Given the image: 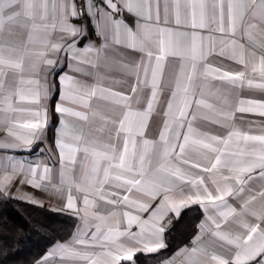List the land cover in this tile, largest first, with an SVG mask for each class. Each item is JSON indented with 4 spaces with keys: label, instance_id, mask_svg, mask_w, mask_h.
<instances>
[{
    "label": "snow or ice",
    "instance_id": "snow-or-ice-1",
    "mask_svg": "<svg viewBox=\"0 0 264 264\" xmlns=\"http://www.w3.org/2000/svg\"><path fill=\"white\" fill-rule=\"evenodd\" d=\"M52 2L54 13L58 5V24L49 23V0H0V130L14 138L0 140V149L31 152L34 143L42 142L46 108L33 113L35 122L22 125L29 129L24 136L16 134L17 125L10 119L6 123L3 114L19 110L14 99L39 105L53 86L48 74L59 76L63 91L55 112L62 119L54 143L59 150L60 184L52 185L51 192L63 194L67 183L62 210L81 221L70 241L57 242L34 264L50 260L54 264H135L136 253L166 248L165 233L191 205H199L205 219L197 226L191 247L178 249L163 264H264V128L260 134H250L231 123L236 111L264 117V100H241L234 111L226 107V93L233 89L255 88L264 93V0H226L227 28L225 0H184L183 22L181 0H171L177 29L190 27L191 33L153 27L169 23V0H82L79 7L77 0ZM125 14L134 18L131 25L125 22ZM241 23L243 36L254 42L253 48L245 49L231 39ZM6 26L9 36L13 27L27 30L24 50L5 46ZM196 29L222 36L204 37ZM37 35L43 37V50L31 52L28 45ZM81 42L84 46L77 47ZM60 52L65 53L72 74L61 75L63 68L56 71ZM131 53L140 55L133 58ZM210 56L223 59L214 61ZM224 60L240 67H224ZM41 65L43 83L29 80L38 87L25 95L19 87L25 83L22 73L41 71ZM114 72L124 79L113 82L126 88L105 85ZM257 75L259 82H255ZM206 95L222 103L209 102ZM66 101L79 110L66 107ZM201 108L214 115L200 116ZM153 114L161 117L159 133L158 138L148 139L146 129ZM65 116L77 118L81 131L70 132ZM209 125L223 131L205 130ZM85 127L87 132L82 130ZM234 141L236 148L230 150ZM5 159L7 164L0 165V196L39 204L20 186L49 191L51 169L44 161ZM191 169L208 175L193 174ZM72 171L79 172L78 181L70 176L66 180V173ZM16 181L19 195L14 196ZM72 186L83 193V207L77 206ZM100 202L113 210L107 215L97 211ZM118 206L132 211L117 212ZM120 216L127 221L124 231L112 226L120 223ZM133 225L138 232L130 231ZM120 237L132 243L121 242ZM96 247L106 250H90Z\"/></svg>",
    "mask_w": 264,
    "mask_h": 264
},
{
    "label": "crops",
    "instance_id": "crops-1",
    "mask_svg": "<svg viewBox=\"0 0 264 264\" xmlns=\"http://www.w3.org/2000/svg\"><path fill=\"white\" fill-rule=\"evenodd\" d=\"M81 3H82V0H77V6L78 7L80 6ZM48 7H49V23H57L58 24L59 23L58 5H57V10L55 13L53 11L52 0H49ZM162 7H163V5H161V8ZM181 7H182L181 20L183 22L185 19V16H184V0H181ZM169 8H170V10H169V23L167 25H165L161 22L159 25H153V27H170V28H173L174 30L187 31L189 33L194 31L190 27H188V28L180 27L179 29H177V26L174 23V13H173L172 6H171V0H169ZM154 11H155V4L153 3V14H154ZM161 15L163 18V13H161ZM53 16H55L54 19H53ZM124 20L126 23H128L125 18H124ZM246 21H247V17H245V22ZM21 22H23V18H21ZM72 22L76 23L75 20H73ZM212 27H216V25H213ZM227 27H228V24H227L226 0H225V28H227ZM244 27H245L244 23H241L239 25V32L237 33L236 36L231 37V39L237 40L238 44L244 45L245 49L253 48L255 46L254 42L249 41L246 37L243 36ZM133 28H134V25H133ZM12 30H13L14 34L12 36H9L8 35V26H6V28H5V33H4V38H3L5 46L6 47L20 48L21 50H24L25 45L27 44V41H28L27 30L15 28V27H13ZM88 31L91 32V26H89ZM195 31L198 33V35H201L204 37L211 35V36H215V37L219 38L222 36V34L219 32H211V31L206 30V29H196ZM42 39H43L42 35L35 36L34 43H32L31 45H28L29 50L31 52H39V51L43 50V45L41 43ZM91 39L93 41H96L97 44L99 43L97 38L94 35L91 37ZM255 39H258V37H256ZM53 42H55V33H53ZM208 43L209 42L207 40L204 41L205 51H208ZM83 46H84V42H81L80 44L77 45V47H80V48H82ZM117 47H121V46H117ZM218 49H219V44L217 43V50ZM121 50L125 53H128L130 51L128 49H123V48H121ZM256 50L260 51L258 48ZM237 51H239V49H237ZM48 55L50 56L51 54L48 53ZM131 55L133 58H135V57H138L140 54L139 53H131ZM58 56H59L58 67L56 68V71H59L60 68H63L64 72L61 73V75H63L64 73L72 74V70L69 67V62L65 58V53L60 52L58 54ZM209 59L214 60V61H218V60H221L223 58L217 57V56H210ZM223 66L224 67H231L233 69L240 67L239 65H236L234 62L228 61V60H224ZM43 67H44L43 65L40 66L41 71H28V70H26L22 73V76H23L25 83L19 85V87L23 90L25 95H30L38 87L37 84L28 83L29 80H39L41 82V84L43 83V72H42ZM111 76L113 77V80L105 81L106 86L110 85L111 87H113L114 89H117V90L127 87V85H125L123 83H114L113 82V81H122L124 79L122 74L114 72L111 74ZM47 79L50 82V85H53L51 87V91H50V94H49L47 99H42L39 105L33 104L27 100L23 101V102L15 103V99H14V107H17L19 110L16 112L3 114L5 117L6 123L10 119L12 123L17 125L13 129L16 132V134L24 136V135H27L29 133V129L24 128L22 125H24L26 123L35 122L37 117H35L33 115V113L36 111H41L43 113V109L46 108L47 109V116H46L47 126L45 129L44 136L42 137V142H40L39 144L34 143L32 145L33 150L31 152L25 151L23 149H0V165L7 164V160L5 158L8 156H12L16 160H21V161H25V162L32 161L34 163H38L40 161H44L47 164V166L51 169V173H50L51 184L49 185V191L46 192V191H42L39 189L32 188L28 185H23V186H20L21 192L26 193L31 197L37 198V200L39 201V204H35V205H39V206L42 205L43 207H47V208H50V209H53L56 211H63L62 209L64 207V204L66 203V197L68 195V187H69L68 184L66 183L63 186L64 187L63 194H61V193L52 194V192H51V186L52 185H59L60 184L59 172H60L61 165L59 163V150L57 149L54 141H55V138L58 134L57 129L61 125L62 117L60 114L55 112V107H56L57 103L60 102V95L63 91V86L60 84L59 76H54L53 73H51V72L48 74ZM84 79H88V78L85 77ZM88 82L93 83L94 81L89 79ZM255 82H259L258 75H257V80ZM214 83H218V82L214 81ZM146 93H147V90H145V94ZM226 95H227L226 107H228L229 109H231L233 111L236 108L241 106L240 105L241 100H245V101L250 100V99L264 100V93H261L259 90L255 89V88H252V89H249L247 87L237 88V89H233L230 93H226ZM166 98H167V93H165L162 96L161 100L163 101V99H166ZM205 98L208 99L209 102H212V103H222V101H217L215 97H212L210 95H206ZM93 103H95V101H93ZM65 106L79 110V108L76 105H74L71 101H66ZM244 106H247V105H244ZM199 115L211 117L214 114L207 109L201 108L199 111ZM42 118H43V116L41 117V119ZM63 119L65 120V122L68 126V130L70 132L81 131V127H80V124L77 122V118L72 117V116H65V117H63ZM160 120H161V117L153 114V116L150 119L149 126L146 129V136L148 139L158 138ZM231 123H232V125H234L237 129H239L242 132H249L250 134H260L261 129L264 128V117H261L258 113H251V112L241 113V112L236 111L234 119ZM82 130L84 132H87V127L83 128ZM205 130H210L213 133L223 131L222 129L219 128L218 125H209L208 128ZM13 139H14L13 137L7 136L6 130H0V140L12 141ZM240 144H241V146H243V142H240ZM235 148H236V142L234 141L230 150H235ZM41 150H44V151L41 152ZM200 162L202 164L205 163V161H203L202 159L200 160ZM75 167H76V169H79V164H77ZM38 171H42V169L38 170ZM191 171L193 174H200V175H204L205 177L208 175L207 173L200 172L198 169H191ZM0 174H2V173H0ZM69 176L73 180L78 181L80 179L78 171H72L71 173H66V177H65L66 180L69 178ZM45 183H47V181ZM17 186H19V181L14 182L13 189H12L14 196L19 195V193H16V191H15V188ZM71 194L77 199V206L83 207V205H82L83 193L77 192L75 186H72ZM16 199H18V198H16ZM19 200L25 201L23 199H19ZM229 200L231 202V198H229ZM26 202H28V201H26ZM29 203H31V202H29ZM32 204H34V203H32ZM234 206L238 208L239 204L234 203ZM111 210H113V206L108 205L104 202H100V207L97 209V211H99L105 215H107V213ZM115 210L117 212H123L125 210L132 211V209L125 208L123 206H118ZM200 210H201V216L197 222V226L201 223V221H203L205 219V214H204L203 209L201 207H200ZM63 212H67L76 218V224L74 226L72 233L66 239L55 240L48 247V249L45 252H43L38 258H40L43 254H45L57 242L70 241L73 237V234L76 232L77 226L81 223V221L74 214H72L70 211H63ZM142 218H147V214H143ZM118 219L120 220V223L118 225L113 224L112 226L114 227V229H116L118 231H124L125 228L127 227V221L122 216L118 217ZM110 223H111V221H110ZM90 231H94V229H91ZM130 231L131 232H138L139 228L137 225H133ZM197 231H198V228H196V231H195L194 235L192 236V239L197 234ZM204 239L207 240L208 237L205 236ZM119 240L121 242H125L128 244L132 243L131 241H129L127 239V237H120ZM164 242H165V235H164ZM185 246L191 247V242L187 245L179 246L166 259H168L169 257H172V255L174 253H176L178 249L184 248ZM90 250L94 251L96 253H99L102 250H106V248L101 249L100 247H96L95 249H90ZM166 259L162 260L161 262L155 263V264H163V261H165ZM49 264H54V260H50ZM129 264H132V262H130ZM135 264H137V263H135ZM177 264H179V261L177 262Z\"/></svg>",
    "mask_w": 264,
    "mask_h": 264
},
{
    "label": "trees",
    "instance_id": "trees-1",
    "mask_svg": "<svg viewBox=\"0 0 264 264\" xmlns=\"http://www.w3.org/2000/svg\"><path fill=\"white\" fill-rule=\"evenodd\" d=\"M200 216L198 205L186 208L165 233L166 248L136 253L135 263L161 262L179 246L189 244ZM75 224L76 218L67 212L0 196V264H33L55 240L66 239Z\"/></svg>",
    "mask_w": 264,
    "mask_h": 264
},
{
    "label": "built area",
    "instance_id": "built-area-1",
    "mask_svg": "<svg viewBox=\"0 0 264 264\" xmlns=\"http://www.w3.org/2000/svg\"><path fill=\"white\" fill-rule=\"evenodd\" d=\"M124 18L127 20V22L131 25V21L133 20V17L129 16L128 14H125Z\"/></svg>",
    "mask_w": 264,
    "mask_h": 264
}]
</instances>
